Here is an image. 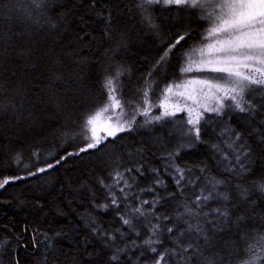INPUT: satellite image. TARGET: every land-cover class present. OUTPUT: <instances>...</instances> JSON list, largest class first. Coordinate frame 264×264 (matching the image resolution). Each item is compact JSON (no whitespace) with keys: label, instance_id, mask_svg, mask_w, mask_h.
Here are the masks:
<instances>
[{"label":"trees","instance_id":"16d2710c","mask_svg":"<svg viewBox=\"0 0 264 264\" xmlns=\"http://www.w3.org/2000/svg\"><path fill=\"white\" fill-rule=\"evenodd\" d=\"M212 21L198 4L0 0V264H264V81L194 130L142 120ZM113 98L137 119L94 144Z\"/></svg>","mask_w":264,"mask_h":264},{"label":"rangeland","instance_id":"374dc122","mask_svg":"<svg viewBox=\"0 0 264 264\" xmlns=\"http://www.w3.org/2000/svg\"><path fill=\"white\" fill-rule=\"evenodd\" d=\"M165 4H198L212 14L205 39L186 56L181 71L148 97L142 120L151 122L183 114L196 128L202 115L237 103L251 84L264 81V0H150ZM244 89V90H243ZM113 98L88 126L91 142L134 124ZM149 107V108H148ZM194 130V129H193Z\"/></svg>","mask_w":264,"mask_h":264}]
</instances>
